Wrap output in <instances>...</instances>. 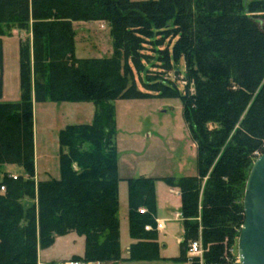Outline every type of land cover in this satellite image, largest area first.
I'll return each mask as SVG.
<instances>
[{"label":"trees","instance_id":"trees-1","mask_svg":"<svg viewBox=\"0 0 264 264\" xmlns=\"http://www.w3.org/2000/svg\"><path fill=\"white\" fill-rule=\"evenodd\" d=\"M76 21L107 22L113 54L77 57ZM14 29L28 36L20 41V100L0 101V264H37L39 248L72 231L85 237L84 255L72 259L122 260L111 101L148 98L132 81L129 61L141 65L145 45L166 39L159 60L167 68L184 62V89L160 81L146 87L181 100L198 172L163 177L181 196L184 237L171 258L161 256L157 230L145 229L156 227V178L127 180L135 242L126 261L187 264L189 242L201 238L206 264H233L246 181L264 153V0H0V36ZM34 100L97 103L91 123L60 130L58 178L35 177ZM6 164L26 175L14 178Z\"/></svg>","mask_w":264,"mask_h":264},{"label":"rangeland","instance_id":"rangeland-1","mask_svg":"<svg viewBox=\"0 0 264 264\" xmlns=\"http://www.w3.org/2000/svg\"><path fill=\"white\" fill-rule=\"evenodd\" d=\"M93 23L107 25L105 21L74 22L77 35V56L80 58L103 56L104 54L100 51L105 52L108 47L112 51L109 55L111 56L114 48L112 44L109 46L110 30L101 27L97 31L93 28ZM27 36L28 31L22 29H14L13 33L0 36V51L3 53L2 60L0 58V101L20 99L19 46L21 39H26ZM168 45L169 39H166L160 47L146 44L142 52L144 57L140 62L141 65L138 66L129 61L133 72L132 81L138 89L149 95L148 98L120 96L111 103L115 111L116 145L121 176H153L156 178L155 215L159 218H168L166 226L160 231L156 230L159 232L161 243L166 244L161 250L164 257L171 258L180 254V243L184 237L182 217L175 218L176 213H180L181 210V196L176 187L172 192L170 191L171 186L163 177L196 175L198 158L196 145L183 117L181 100L178 97L160 96L158 91L146 87V83L151 86L160 81L172 89L178 86L179 90L183 91L186 83L184 62L173 63L167 68L159 60L157 49H166ZM96 107L97 103L94 101L57 103L48 100L34 105L39 155L37 172L41 179L60 176L57 130L67 125L92 122ZM13 170L25 173L24 169L18 165ZM45 171L51 175L45 177L43 174ZM126 186L127 181L121 179L119 182V218L123 246L130 237L128 201L122 193V189ZM140 209L146 208L141 206ZM154 229L155 227L152 230ZM74 248L77 249L78 246L75 245ZM187 256V264L195 258L189 254L188 250ZM166 263L169 262L160 261L156 264ZM37 264H40L39 260Z\"/></svg>","mask_w":264,"mask_h":264},{"label":"crops","instance_id":"crops-1","mask_svg":"<svg viewBox=\"0 0 264 264\" xmlns=\"http://www.w3.org/2000/svg\"><path fill=\"white\" fill-rule=\"evenodd\" d=\"M102 22H104V21H102ZM84 24H88V23H84ZM93 26H94L93 28H96L97 31H99V28H101V27L110 30V27H109L108 23H107V25L100 24V23H93ZM108 38L110 39V43H109L110 45L109 46H111V44H112L111 37L108 36ZM19 49H20V46H19ZM100 52L103 53L104 55L103 56H98V57H107V56H109L112 53V51H110L109 47L106 48L105 52H102V51H100ZM2 55H3V53H2ZM105 55H107V56H105ZM94 57H96V56H94ZM87 58H90V57H87ZM19 81H20V69H19ZM20 96H21V93H20ZM16 101H18V100H16ZM36 103H38V102H36L34 100V102H33L34 154H35V174H36L35 177H36V180L39 181V180H44V179H41L39 174H38V172H37V165H38V157H39V155H38V145H37L38 138H37V134H36V131H35V118H34V105ZM57 103H63V102H57ZM93 117H94V115H93ZM62 129L63 128L61 127V128H59V130H57V132H56L57 138L59 136L60 130H62ZM58 142H59V140H58ZM59 150H60V146H59ZM15 166H16L15 164H6V165H4V171L9 172L10 174H14V175H26L25 173L22 174V173H19L17 171H14L13 168ZM20 167H22V166H20ZM118 173H119L120 180L124 179V180L127 181L129 178H134L133 176H128V177L127 176L126 177H122L121 176L122 174H121V169H120V166H119V160H118ZM43 174L45 175V177H47V175H49V176L51 175V174H49L48 171L43 172ZM53 177H55V176H52V177L50 176L49 178H53ZM138 177H140V176H138ZM145 177H153V176H145ZM55 178H57V177H55ZM173 190H174V187H171L170 191L172 192ZM177 192L180 195V192H179L178 188H177ZM0 193H3V191L0 190ZM122 193H123L124 197L127 198V201H128V181H127V186L122 189ZM24 203L25 204L30 203V199H24ZM128 211H129V205H128ZM154 217H155L156 220H161V219L162 220L163 219L168 220V218H165V217H160L159 218L156 215ZM128 228H129V218H128ZM160 230H161V228H158V231H160ZM158 234H159V232H158ZM133 242H135V240L130 236L128 238V240L126 241L125 246H123L124 244L122 243V240H121V230H120V246H121L122 260L116 261V262H101L100 264H112V263H114V264H149L148 262L129 263V262L126 261V258L129 255V247H130V245ZM158 242L160 243V254H161V256L164 257V255H163L161 250H162V247L166 246V244L165 243H161L159 237H158ZM75 245L78 246L77 249L74 248ZM84 252H85V237L83 235H79L75 231H72V232H69L68 234L57 236L55 238V241L50 246H48L46 248H39V250H38V260H39L40 264H42V263L43 264H60V263H62L64 261L72 259V257H74V256L82 257L84 255Z\"/></svg>","mask_w":264,"mask_h":264},{"label":"water","instance_id":"water-1","mask_svg":"<svg viewBox=\"0 0 264 264\" xmlns=\"http://www.w3.org/2000/svg\"><path fill=\"white\" fill-rule=\"evenodd\" d=\"M243 204L245 220L238 240L241 264H264V153L250 168Z\"/></svg>","mask_w":264,"mask_h":264},{"label":"built area","instance_id":"built-area-1","mask_svg":"<svg viewBox=\"0 0 264 264\" xmlns=\"http://www.w3.org/2000/svg\"><path fill=\"white\" fill-rule=\"evenodd\" d=\"M13 177L16 178L17 176L14 175ZM1 189L5 190V187L2 186ZM139 211L143 213V212H145V209H139ZM175 218L176 219H180L181 218V214L180 213H176ZM166 221H167L166 219L156 220L155 229L164 228L166 226ZM153 227H154L153 225L147 224L145 226V229L146 230H152ZM206 250H207V248L205 246H203L201 238L194 239V240H191L189 242V248H188L189 254L191 256H195V257L199 258L200 264H206L204 262V253H205ZM230 252H231V255L233 257V264H241V261H240V258H239V253H238V239L230 247ZM60 264H100V263L99 262H94V261H82V260L69 259V260L64 261V262H62Z\"/></svg>","mask_w":264,"mask_h":264}]
</instances>
